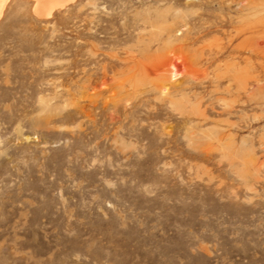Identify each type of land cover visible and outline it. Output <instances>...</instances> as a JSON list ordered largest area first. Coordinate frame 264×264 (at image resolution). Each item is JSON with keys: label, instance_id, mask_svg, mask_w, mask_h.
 I'll return each instance as SVG.
<instances>
[{"label": "rangeland", "instance_id": "1", "mask_svg": "<svg viewBox=\"0 0 264 264\" xmlns=\"http://www.w3.org/2000/svg\"><path fill=\"white\" fill-rule=\"evenodd\" d=\"M3 10L0 264H264V0Z\"/></svg>", "mask_w": 264, "mask_h": 264}, {"label": "bare ground", "instance_id": "2", "mask_svg": "<svg viewBox=\"0 0 264 264\" xmlns=\"http://www.w3.org/2000/svg\"><path fill=\"white\" fill-rule=\"evenodd\" d=\"M9 1V0H8ZM7 0H0V16L2 14V11L4 12L3 8L6 4V2H8ZM72 0H33V10L34 12L38 15V16H43V17H49L53 10L56 9V8H61L63 6H65L68 2H71ZM248 10H253V14H257V4L253 5V6H249ZM251 20V19H250ZM254 20V19H253ZM255 22H256V19H255ZM252 24H254L252 21H251ZM256 24V23H255ZM254 24V25H255ZM247 26H249L247 24ZM243 28V27H242ZM247 29V28H245ZM244 29V30H245ZM243 30V31H244ZM250 32H252L253 34L255 32H257V26H253L251 27L250 29ZM241 34V33H240ZM256 39V38H255ZM257 40V39H256ZM256 40L253 42L255 43ZM250 41V40H249ZM248 42V41H247ZM246 42V43H247ZM252 44V42H248V44ZM248 46V45H247ZM254 46V45H253ZM251 46V47H253ZM257 46V45H256ZM255 46V47H256ZM206 47V46H205ZM246 47V46H245ZM250 45H249V48H251ZM244 48V46H243ZM248 48V47H247ZM254 48V47H253ZM254 50V49H252ZM257 50V47L256 49ZM172 55L174 56H171V57H167V55H164V57L161 59V60H158L156 63H153L151 64L150 66L151 67H145L143 66L144 64H142V67L139 68L138 70V74H139V77H138V82H136V85L138 84H146L147 82V77L149 76L150 74V71L151 72H155L157 75H158V78L157 80L155 81H150L149 84L151 86L154 87V89H158V90H165L167 89V80H168V77H166V67L170 66V68H172V73L175 75L179 72L178 68L181 65H183L184 68H188L187 66L189 65H192V62L195 60V59H190V61L187 59L185 60L184 57L182 55H175L174 53H172ZM241 55V54H240ZM239 54L237 56H240ZM248 55V54H247ZM254 56V55H252ZM235 57V56H234ZM236 58V57H235ZM242 58V57H240ZM248 58V56H247ZM254 58V57H253ZM200 60V59H199ZM255 61V60H254ZM179 62V63H178ZM243 62V61H242ZM208 64V62H207ZM241 64V63H240ZM254 65V64H253ZM257 64H255L256 66ZM206 66V65H205ZM236 63L233 64V66H231V70H232V73L229 74L227 76V80L230 82V84L228 85V87L226 88V92L227 93H231L235 96H238L240 94V89H243L242 92H244V88H245V76H244V71L243 70H239L238 67H236ZM190 67V66H189ZM189 69V68H188ZM195 69V68H194ZM204 69V68H203ZM203 71V70H202ZM171 72V71H170ZM165 73V74H164ZM252 73V72H251ZM257 73V72H256ZM179 74V73H178ZM257 75V74H256ZM169 76V75H168ZM219 78V77H218ZM217 78V79H218ZM197 79V78H196ZM225 79V77H224ZM252 79V78H251ZM247 81V80H246ZM257 80H256V76L254 75L253 76V83H255ZM218 82V80H217ZM252 82V81H251ZM231 83H234L236 88L234 89V91L231 90L230 86L232 87ZM256 84V83H255ZM234 86V85H233ZM253 86V84H252ZM256 86V85H255ZM247 88V87H246ZM252 89V88H251ZM250 89V90H251ZM223 90V89H222ZM158 92V91H157ZM230 94V95H231ZM243 94V93H242ZM234 97V96H233ZM235 98V97H234ZM239 100H241L239 98ZM234 106V105H233ZM241 107V106H240ZM203 111V110H202ZM229 113V112H228ZM201 114V113H200ZM203 114V113H202ZM201 125V124H200ZM229 130V129H228ZM226 132V131H225ZM222 134V133H221ZM220 134V135H221ZM219 135V136H220ZM223 135V134H222ZM221 135V136H222ZM224 136V135H223ZM223 138V137H221ZM221 138H216L217 139V145L218 146H222L223 148L225 149H230L231 147H233V141L232 139H227L228 142H224L222 141ZM226 138V137H225ZM222 148V149H223ZM233 149V148H232Z\"/></svg>", "mask_w": 264, "mask_h": 264}]
</instances>
